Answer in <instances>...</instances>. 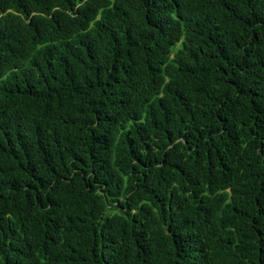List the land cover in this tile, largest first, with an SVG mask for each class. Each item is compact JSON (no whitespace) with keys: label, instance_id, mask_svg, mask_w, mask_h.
<instances>
[{"label":"trees","instance_id":"trees-1","mask_svg":"<svg viewBox=\"0 0 264 264\" xmlns=\"http://www.w3.org/2000/svg\"><path fill=\"white\" fill-rule=\"evenodd\" d=\"M0 264H264V0H0Z\"/></svg>","mask_w":264,"mask_h":264}]
</instances>
